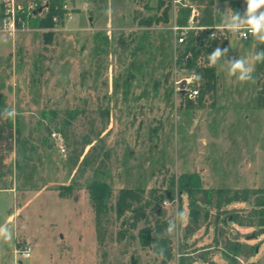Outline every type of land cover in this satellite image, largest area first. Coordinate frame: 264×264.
<instances>
[{
	"label": "rangeland",
	"instance_id": "rangeland-1",
	"mask_svg": "<svg viewBox=\"0 0 264 264\" xmlns=\"http://www.w3.org/2000/svg\"><path fill=\"white\" fill-rule=\"evenodd\" d=\"M62 1L60 23L52 16L49 25L0 32V102L15 111L18 128L0 120V264H14L24 244L31 250L22 264H264V227L225 220L248 215L243 202L222 214L210 209L208 221L183 238L189 212L181 184L264 188V107L256 103L252 60L264 32L217 40L213 53L228 52L211 65L213 89L188 99L174 81L193 74L200 88L210 63L199 57V71L185 67L191 53L179 57L168 0ZM47 2L37 0V17ZM229 2L211 0L218 24L227 22ZM194 35L207 45L204 32ZM236 59L252 65L253 80L230 75ZM94 182L112 190L101 243L88 194ZM122 187L170 195L162 202L169 260L139 244L143 222L129 231L115 218Z\"/></svg>",
	"mask_w": 264,
	"mask_h": 264
},
{
	"label": "trees",
	"instance_id": "trees-1",
	"mask_svg": "<svg viewBox=\"0 0 264 264\" xmlns=\"http://www.w3.org/2000/svg\"><path fill=\"white\" fill-rule=\"evenodd\" d=\"M27 0H24L26 2ZM37 3V0H30ZM204 7L199 18L200 25H212L217 20L213 18L210 8L211 0H203ZM62 0H48L47 12L44 17L31 16L26 18V24L30 27L49 25L51 17L62 15ZM231 19L235 17L247 20L246 12L248 9L247 0L243 7H240L237 0H230ZM182 13L187 10H181ZM179 23H184L185 18L181 16L177 20ZM146 23V22H145ZM196 35L192 33L187 37L186 43L179 51V57H182L186 52H190L188 63L185 67L189 70L199 71L196 69V60L200 57L204 62L210 63L209 57L213 53V49L217 44V40H208L206 46H199L196 43ZM201 49L204 50L202 55ZM264 53V41H260L255 45V55ZM205 66L203 69L205 80L202 82V87L199 88L198 98L213 89V66ZM256 70V103L258 107H264V62H255ZM11 111L5 108V105L0 102V120L8 127L9 130L14 128L17 133L18 128L14 116H10ZM2 119H5L2 121ZM0 122V123H1ZM3 127L0 124V138ZM187 195L188 206V223L183 233V238H187L203 223H206L209 218L210 209H215L219 214L226 213L228 210H223L224 206L232 202H243L251 206L249 214L240 216L237 213L225 214V220L229 223L245 226H261L264 227V188H226V187H202L199 184L187 185L181 183ZM3 188V187H0ZM88 194L92 204L95 240L101 243L104 239L102 228L103 221L107 220V213L110 209V199L112 190L105 183L94 182L88 187ZM170 195L157 188L145 190L143 188H119L113 198V211L115 218L120 220L122 226L131 231L136 228L139 222L144 225L137 230V239L142 247H150L156 257L165 262L171 258V240L169 235L170 221L163 217L162 202L164 198H169ZM126 229L118 231V239H123ZM264 229V228H262ZM264 232V230H261ZM131 236V235H130ZM132 237V236H131ZM183 264V260H181Z\"/></svg>",
	"mask_w": 264,
	"mask_h": 264
},
{
	"label": "built area",
	"instance_id": "built-area-1",
	"mask_svg": "<svg viewBox=\"0 0 264 264\" xmlns=\"http://www.w3.org/2000/svg\"><path fill=\"white\" fill-rule=\"evenodd\" d=\"M168 2L173 11L171 31L175 41L180 45L186 43L190 33L194 35L199 31L204 32V36L208 40L218 41L227 40L232 32L242 39H247L252 34L247 27L236 28L243 21L241 17L231 19L230 22L224 24L200 25L198 21L204 7L203 0H168ZM181 10H187L186 14L182 13ZM37 15H40V12H37V3L34 1L0 0V32L13 34L18 29L19 23L23 25L26 23V18ZM181 16L185 18L184 23L177 21ZM60 20V18L53 16L54 22L60 23ZM184 60H188V56L185 55ZM182 80H184L183 85H181ZM174 84L175 90L188 99H193L199 94V88L194 84L193 74L175 80ZM52 136L59 142L62 140L58 134L53 133ZM60 150L63 151L64 148L60 147ZM30 250L29 244L16 248L14 264H22L21 260L30 256Z\"/></svg>",
	"mask_w": 264,
	"mask_h": 264
},
{
	"label": "clouds",
	"instance_id": "clouds-1",
	"mask_svg": "<svg viewBox=\"0 0 264 264\" xmlns=\"http://www.w3.org/2000/svg\"><path fill=\"white\" fill-rule=\"evenodd\" d=\"M247 3V20L242 21L239 25L236 26V28L239 29L241 27H247L253 34L264 32V13H260L259 16L256 15V12L261 7H264V0H247ZM234 19H238V17H235ZM260 39L264 41V37H261ZM227 52V49H224L223 52H221L219 48H216L213 55L209 57L210 63L212 65H215L217 58H219L221 55L226 57ZM252 60L253 62H264V53L257 54L256 56L252 57ZM230 68V75H236L237 73H239V75L237 76V80L241 83L253 80V67L248 63V61H245L243 59H236L230 62ZM9 115H15V111L13 110V112H11Z\"/></svg>",
	"mask_w": 264,
	"mask_h": 264
},
{
	"label": "crops",
	"instance_id": "crops-1",
	"mask_svg": "<svg viewBox=\"0 0 264 264\" xmlns=\"http://www.w3.org/2000/svg\"><path fill=\"white\" fill-rule=\"evenodd\" d=\"M239 1V0H238ZM239 4V6H240V2L238 3ZM231 9H230V7L228 8V12H227V17H226V20H227V22H225V23H228V22H230V20H231ZM212 15H213V18L216 20V13L214 12V11H212ZM217 22H215L214 24H216ZM218 24V23H217ZM227 41H228V39L226 40V43H227Z\"/></svg>",
	"mask_w": 264,
	"mask_h": 264
},
{
	"label": "water",
	"instance_id": "water-1",
	"mask_svg": "<svg viewBox=\"0 0 264 264\" xmlns=\"http://www.w3.org/2000/svg\"><path fill=\"white\" fill-rule=\"evenodd\" d=\"M183 83H184V80L181 81V85H183Z\"/></svg>",
	"mask_w": 264,
	"mask_h": 264
}]
</instances>
